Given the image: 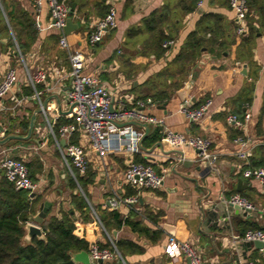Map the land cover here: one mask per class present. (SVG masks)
I'll list each match as a JSON object with an SVG mask.
<instances>
[{
  "label": "crops",
  "instance_id": "1",
  "mask_svg": "<svg viewBox=\"0 0 264 264\" xmlns=\"http://www.w3.org/2000/svg\"><path fill=\"white\" fill-rule=\"evenodd\" d=\"M65 1L73 21L79 24L67 34L68 40L73 49L86 53L85 72L100 77L112 93L115 107L120 102L139 107L138 102L153 101L154 95L169 92L170 97L164 101L142 108L164 117L165 124L151 126L148 133L143 127L134 125L143 133V141L141 150L132 155L114 152L101 156L91 148L86 132L77 131L70 138L63 137L60 126L72 121L69 115L72 106L68 99L70 62L67 51L51 38L60 31L54 26L48 3L43 0L41 7L36 8L34 0H0V83L11 68H15L18 75L13 91L1 102L0 139L9 135L27 137L31 120L35 118L28 138L10 139L0 144V180L5 177L1 168L5 157L22 159L38 184L35 196L41 197L33 217L45 201L51 203L46 218L50 215L61 217L62 211L73 206V193L80 192L92 207L96 221L93 218L84 221L81 210L76 208L73 217L91 246L107 241L115 244L116 240L123 239L142 247V251L127 252L125 256L119 251L121 260L115 257L100 264H112L113 261L191 264L183 252L173 256L166 253V246L174 238L191 242L205 264H264V250L257 248L254 242L238 238L251 222L264 227V183L244 177L247 163L238 156L241 147L236 143V138L243 137L247 141L243 149L250 152V165L264 167V0H249L252 4L245 34L238 33L239 21L229 0H197L190 12L186 10L193 6L194 0ZM166 5L170 6L171 12L163 29L172 35L166 41L173 43L163 46V53L156 55V45L152 34L146 30V22L161 14ZM111 6L117 10V27L100 43L89 44L90 31ZM23 11L31 13L38 32L36 41L25 53L16 39ZM132 28H142L143 32L129 36L128 31ZM251 28L255 29L254 34ZM193 31H198L204 38L199 57L182 75L169 76L165 72L175 73L178 65L174 59ZM39 70L47 73L45 81L36 84V90L41 92L40 99L33 97L35 88L29 80V75ZM195 72L196 79L187 88ZM14 95L21 102L12 100ZM206 101H209L208 109L196 121L180 111L183 105L197 108ZM163 104L165 108L160 107ZM40 108L42 111L36 114ZM246 113L251 114L248 121L245 120ZM229 114L237 115L242 124L230 123L227 120ZM59 120H63V124L56 129ZM156 129L160 131V139L146 146L144 138ZM166 129L211 138L217 161L211 164L207 159H201L198 151L190 146L171 148L164 140ZM71 143L85 149L87 171L94 174L93 182L87 183L85 188L78 184L75 190L70 186V178L86 173L72 165L71 159L68 160L73 172L69 169L60 146L65 148ZM130 157L144 159L158 173L167 168L163 185L126 195L131 185L125 180L124 171ZM241 178L249 180L246 187L239 188ZM234 193L247 196L255 209H242L231 204L229 199ZM116 196H136L137 201L114 207L110 200ZM113 210L124 220H139L142 225L159 230L160 237L153 240L126 223L108 231L100 215Z\"/></svg>",
  "mask_w": 264,
  "mask_h": 264
},
{
  "label": "built area",
  "instance_id": "2",
  "mask_svg": "<svg viewBox=\"0 0 264 264\" xmlns=\"http://www.w3.org/2000/svg\"><path fill=\"white\" fill-rule=\"evenodd\" d=\"M54 21V26L60 31V46L67 51L70 62L69 76L71 78V86L68 92V99L72 106L70 117L72 121L63 124L59 128V132L63 137L70 138L75 132L82 131L88 133L90 137L91 148L101 156L109 153L128 152L134 154L142 148L143 133L138 131L133 124L120 125L125 122L139 121L148 123L154 127L165 124L164 117H158L144 111L142 108L147 104L155 106L157 103L151 99L138 102L139 107H130L120 102L117 107L114 106V97L109 89L101 82L96 74H88L85 72L87 56L83 50L73 49L69 43L68 35L64 28L67 25L68 17L71 10L65 0H46ZM230 6L235 12V16L239 21L238 33L245 34L247 31L246 19L250 12L249 0H229ZM43 0H34V6L40 8ZM117 27V10L111 6L104 17L99 19L95 27L88 35V42L91 45L100 43L105 35ZM173 41H165L164 47H168ZM47 73L45 70H39L33 75H29L30 83L35 88L33 97L40 99L41 92L36 90V84L45 81ZM18 81V75L15 68L8 70L0 83V111L2 100L10 94ZM12 100L16 103L21 102L17 96H12ZM209 101L197 108L181 106L180 111L184 112L187 117L196 121L200 119L207 111ZM42 108L44 106L42 105ZM251 114L246 113L245 120H250ZM227 120L230 123L241 125L242 122L235 114H229ZM51 132L54 134L52 123L49 121ZM164 140L171 148L182 149L190 146L198 151L201 159H207L211 164L218 159L217 153L212 152V139L201 135H193L187 132H178L166 129L164 132ZM236 143L240 145L238 156L246 160L247 166L243 170V175L248 179H257L264 183V167H254L249 163L250 152L243 149L247 141L243 137L236 138ZM62 154L67 162L69 169L72 171L71 164L68 159L72 160L74 165L81 173L88 170V160L85 149L77 144H68L65 148L60 146ZM4 176L11 181L16 189L27 190L30 194L35 193L38 184L30 177L29 168L22 159L11 156L5 157L1 162ZM167 168L163 169V173H158L151 164L138 162L130 157L129 163L124 171L125 180L137 190L158 188L164 183V174ZM73 172V171H72ZM75 177V176H74ZM136 196L128 198L113 197L110 200L112 206L117 207L120 203H135ZM229 202L245 209L253 210L255 205L246 196L240 193L231 195ZM245 241L254 242L260 240L264 242V230L249 229L239 237ZM114 250L100 247L99 243H94L90 249V258L92 263L98 264V260L111 261L115 257L122 259L120 252L115 244ZM178 252H183L191 261V264H205L204 260L198 254L196 248L189 241L172 239L166 246V253L173 256ZM253 264V263H250Z\"/></svg>",
  "mask_w": 264,
  "mask_h": 264
},
{
  "label": "trees",
  "instance_id": "3",
  "mask_svg": "<svg viewBox=\"0 0 264 264\" xmlns=\"http://www.w3.org/2000/svg\"><path fill=\"white\" fill-rule=\"evenodd\" d=\"M196 1L194 0L193 6L187 7V12L194 10ZM251 4V1H249V5ZM170 12V6L166 5L161 14H156V16L146 22V30L152 34V39H154L156 45L157 50L154 51L156 55L163 53L164 41L172 38V35L166 34L163 29L164 25L169 22ZM22 18L21 28L16 33V39L22 53H25L36 41L38 32L30 12L23 11ZM262 26L264 28V19L262 20ZM208 28H205V30L207 31ZM250 31L252 34L255 33L254 28H251ZM141 32H143L142 28L141 30L140 28H132L128 31V35L135 36ZM51 38L59 42L60 34L52 35ZM249 38L246 40H249ZM202 46H204V38L198 35V31L191 32L186 43L174 59V63L178 65L177 70L174 71L175 73H169L168 70L165 73L169 74V76L182 75L199 57ZM142 49L145 52L146 49L143 47ZM169 97V92H161L153 96L155 100L153 101L162 102ZM57 124L56 129L63 124V120H59ZM159 139L160 131L156 129L144 138V144L149 147ZM135 160L149 164L142 158H136ZM254 165L256 166V164ZM29 173L32 178L30 170ZM93 178L94 174H91L90 171H87L83 176L76 174V178H70V186L74 190L78 189V184L85 188L87 183L93 182ZM128 188L126 195L138 193L135 187L129 186ZM40 200V196L32 197L27 190L16 189L14 184L6 177L0 180V264H64L71 260L72 254L75 252H90V241L82 234L81 228L76 223V219L73 217V209L81 210L84 221L92 218L96 221V218L92 213V207L88 203L87 198L80 192L73 193V206L66 211H62L61 217L50 215L44 220L41 226L46 239L34 237L31 243L25 244L23 242L26 234L25 225L31 221ZM100 219L108 231H111L114 227L119 229L126 223L130 224L140 234L149 236L153 240H157L161 234L159 230H152L142 225L139 220L133 221L131 218L124 220L122 215L116 210L101 214ZM249 229L264 230V227L251 222L249 225L247 224L246 230L242 234H245ZM115 245L123 256L127 252L142 251V247L133 241L120 239L115 241ZM100 247L114 250V246L110 241L100 244ZM112 264L123 263L121 261L118 263L113 261Z\"/></svg>",
  "mask_w": 264,
  "mask_h": 264
},
{
  "label": "water",
  "instance_id": "4",
  "mask_svg": "<svg viewBox=\"0 0 264 264\" xmlns=\"http://www.w3.org/2000/svg\"><path fill=\"white\" fill-rule=\"evenodd\" d=\"M71 14L72 13H70V15ZM78 27H79V24L75 23L73 21L72 16H69L68 20H67V25L64 28V31H65L66 34H70L73 30L77 29ZM196 76H197V72L194 73L192 80L186 86L187 88L190 87L191 83L194 81V79H196ZM165 106H166L165 104L160 105V107H162V108H165ZM41 111H42L41 108L38 109L36 111V114L41 112ZM34 124H35V118L33 117L32 120H31V124H30V133H29V135L32 133ZM128 124H133V125H136V126H139V127H143L145 129L146 133H148L150 131L151 126H152V125H150L148 123H143V122H139V121L125 122V123H121L120 125L124 126V125H128ZM0 130H2V129L0 128ZM29 135L27 137L19 136V135H9V136H7V137H5L3 139H0V144H5L10 139H26V138L29 137ZM142 141H143V139H142ZM157 144H160V142L157 143ZM101 175L104 177L105 174L102 173ZM238 182H239V188L246 187L249 184V180L248 179H242L241 178V179H239ZM31 196L34 197L35 193H32ZM50 206H51V203L49 201H45V202L41 203L39 213L37 215H35L31 219L32 221H29V222L26 223V225H25L26 234H25V236L23 238V242L25 244L31 243L32 238H34V237H38L40 239H46V236H45V233H44V231L42 229L41 224L44 222ZM239 208L243 209V207H240V206H239ZM254 243L256 244L257 248L264 250V242L263 241L256 240V241H254ZM98 262L99 263H104V261L102 259L98 260ZM78 263H80V264H92V261H91V258H90V254H89L88 251H79V252L73 253L72 257H71V260L66 262V263H64V264H78Z\"/></svg>",
  "mask_w": 264,
  "mask_h": 264
}]
</instances>
